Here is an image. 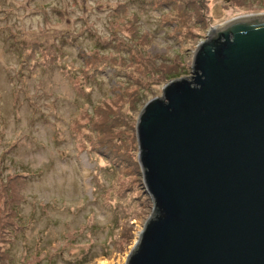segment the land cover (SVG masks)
<instances>
[{
	"label": "rangeland",
	"instance_id": "374dc122",
	"mask_svg": "<svg viewBox=\"0 0 264 264\" xmlns=\"http://www.w3.org/2000/svg\"><path fill=\"white\" fill-rule=\"evenodd\" d=\"M252 14L264 0H0V264H125L153 207L143 107Z\"/></svg>",
	"mask_w": 264,
	"mask_h": 264
},
{
	"label": "water",
	"instance_id": "95a60500",
	"mask_svg": "<svg viewBox=\"0 0 264 264\" xmlns=\"http://www.w3.org/2000/svg\"><path fill=\"white\" fill-rule=\"evenodd\" d=\"M136 135L153 207L125 264H264V14L212 27Z\"/></svg>",
	"mask_w": 264,
	"mask_h": 264
}]
</instances>
